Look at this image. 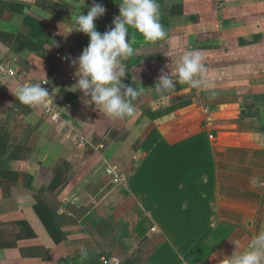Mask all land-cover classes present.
Returning a JSON list of instances; mask_svg holds the SVG:
<instances>
[{"label":"crops","instance_id":"crops-1","mask_svg":"<svg viewBox=\"0 0 264 264\" xmlns=\"http://www.w3.org/2000/svg\"><path fill=\"white\" fill-rule=\"evenodd\" d=\"M120 2L114 0L115 17ZM78 3L86 14L92 0ZM158 3L167 36L148 42L136 33L135 42L142 48L202 55L205 71L198 78L211 106L218 109L205 129L216 166L210 218L212 226H232V233L206 260H191L177 246L169 248L161 227L165 218L156 217L152 206L129 192V179L113 183L107 167L114 158L106 152L110 143L103 149L98 143L82 147L76 141L83 136L80 130L61 133L66 120L45 122L41 114L37 118L40 109L20 103L16 85L0 82V264H76L84 257L82 247L109 260L120 257L123 264H225L235 251L233 242L239 251L264 228V0ZM103 6L105 14L95 21L101 33L99 21L111 12ZM77 11L74 0H0V50L5 58L29 76L48 78L56 92L67 90L66 98L73 91L67 75L78 67L71 59L89 43L88 35L71 31V15ZM174 90L179 92L177 103L166 94L150 101L153 111L164 107L154 104L157 99L168 97L173 104L169 112L157 114L156 125L195 112L196 103L186 99L192 87L178 83ZM71 97V109L57 98L55 106L72 116L80 113L90 126L93 113L75 107L80 94ZM186 125L174 137L160 130L171 144L205 131L196 123ZM146 131L144 140L152 128ZM145 156L143 151L139 161ZM135 161L136 156L123 174L126 178L139 165ZM174 219L168 220L183 218Z\"/></svg>","mask_w":264,"mask_h":264},{"label":"clouds","instance_id":"clouds-1","mask_svg":"<svg viewBox=\"0 0 264 264\" xmlns=\"http://www.w3.org/2000/svg\"><path fill=\"white\" fill-rule=\"evenodd\" d=\"M77 13L71 15L73 27L89 37V43L78 57L71 59L77 65L75 76L78 77L72 86L79 89L85 97L110 117L123 118L131 116L134 111L133 99L142 93V88L126 85L127 71L123 61L135 55V35L139 33L145 41L155 42L167 36L165 27L160 21L158 0H121L119 15L114 17L112 26L103 33L96 28L95 21L102 17L106 8L102 3L92 0L87 13L82 12L78 0H74ZM85 4V3H84ZM199 51H189L180 60L176 70L177 80L172 74L163 73L158 77L154 89L165 93L175 88L176 83H186L193 87L203 83L205 67ZM42 83L21 84L15 90V97L20 103L29 106L47 107L50 98ZM235 251L226 256L225 264H264V228H261L248 242L247 246L237 251L240 245L236 242ZM81 254L87 252L81 248Z\"/></svg>","mask_w":264,"mask_h":264},{"label":"trees","instance_id":"trees-1","mask_svg":"<svg viewBox=\"0 0 264 264\" xmlns=\"http://www.w3.org/2000/svg\"><path fill=\"white\" fill-rule=\"evenodd\" d=\"M100 3L111 9L104 20L99 21L106 31L115 17L114 0H102ZM133 46L137 49L141 44L135 42ZM145 60L153 58L143 56L131 62L138 65ZM142 147L146 152L145 158L126 178L129 179V192L140 195L144 204L152 206L156 217L158 214V217L165 218L161 227L170 240L166 246L172 249V245L177 246L180 253L191 260H206L233 229L226 223L212 226L210 201L214 195L216 166L209 133L205 130L171 144L154 128ZM176 216L184 220L169 222L171 217L176 220ZM76 264L111 263L104 253L87 252Z\"/></svg>","mask_w":264,"mask_h":264},{"label":"rangeland","instance_id":"rangeland-1","mask_svg":"<svg viewBox=\"0 0 264 264\" xmlns=\"http://www.w3.org/2000/svg\"><path fill=\"white\" fill-rule=\"evenodd\" d=\"M104 30V29H103ZM185 54L183 50H179L177 48H159L157 49L156 46H147L145 47L143 45L140 48L135 49V55L132 58L123 61V64L127 71V78L124 80L127 85H130L132 87H140L142 88V93L133 99L134 104V115L132 117L126 116L123 118H116V117H110L106 115L102 110L100 111L98 108H100L99 105H95L94 102L91 101V97H85L83 92H81L79 89L72 91L68 90L67 98H66V92L64 94L60 92H56L54 83L52 82V89L53 93L51 95V99L54 101V98H57L61 101L62 106H66L67 108L71 109L72 100L71 94L76 95L80 94L79 100L76 101L75 107L80 109V112H85L87 114H92L93 118L90 119V123H92V120L94 121L90 126L85 123V118L80 113L74 114V116L70 115V111H60L59 107L55 106L56 111L54 113L51 112H45L44 110L40 109L39 107L33 106L36 110H39V114L37 115V118L42 117L43 115L45 122L52 123V119H60L61 121H64V125L62 126V132H73L75 133L78 130H80L82 135H78L77 140L79 141V145L82 147L85 146L86 148L88 145L95 143H98L96 146H100V148L103 149L104 146H107L106 144L110 145L106 149L107 153H110L114 158H111L110 165L107 167H110L116 174L123 176L124 173L128 172L130 169V161H133V157H138V161H135L134 165L139 163L141 155L143 154V151L145 150L142 147L144 137L148 134H145L146 129L156 128L160 133L161 130L165 131V135L167 137H174L176 136L179 128H185L186 124L196 123L197 126H200L202 130H207L209 125V118H211L212 113H214L215 110H218L217 107L211 106L210 101H208L207 96L204 92V86L203 83L199 86L193 87L189 84L187 86L192 87V91L190 92L191 95L186 98L194 103H196V110L194 113H188L187 115L180 117L174 120H171L167 123L155 124V118L157 117V114L161 115L164 112H169L171 110L173 104H170L168 106H164L162 108H158L156 105L154 107L158 108L153 111L151 100L155 99L163 94L170 95L172 98V103H177L180 99L178 96L179 92L172 89L171 91L165 92L163 94L158 93L155 89V83L158 79V77L163 73L172 74L173 80H177L176 76V70L180 63L181 57ZM152 57L153 60L148 61L145 60L141 64L134 65L131 61H136L141 57ZM64 65V63H62ZM20 73L23 75H27L26 72H24L22 69H20ZM68 72H65L67 74ZM75 78V80L71 79V75ZM69 77V80L67 81L69 84V87L72 88V86L76 83L78 77H76L73 73H69L67 75ZM146 80V82H145ZM1 82V81H0ZM2 83V82H1ZM179 83V82H178ZM176 83V84H178ZM7 84V83H3ZM186 84V83H184ZM8 85V84H7ZM185 86H180V88H183ZM15 90L17 89L16 86H14ZM194 88V89H193ZM57 93V94H56ZM155 97V98H154ZM75 99V98H74ZM65 100V101H64ZM143 103V104H142ZM68 110V109H67ZM144 111H147V113H144ZM156 114H155V113ZM41 114V115H40ZM244 119V117L242 116ZM96 119H98L97 123ZM114 121V122H113ZM83 125H82V123ZM150 123L151 127L148 126ZM112 126L114 129H109V126ZM186 125V126H184ZM99 131L98 137L95 135V132ZM98 133V132H97ZM144 133V134H143ZM108 134V135H107ZM150 134V133H149ZM162 134V133H161ZM165 136V137H166ZM193 136V135H192ZM166 137V138H167ZM74 139V137H71ZM87 138V139H86ZM210 138V134H209ZM83 144V145H82ZM105 164V163H104ZM133 165V163H132ZM125 176V175H124ZM113 183L119 184L121 182H115L112 179ZM105 206V205H104ZM107 207V206H105ZM107 209V208H106ZM102 213L105 211L102 210ZM123 258V256H121ZM115 258H117L115 256ZM118 259L122 262V259L118 257ZM124 259V258H123ZM123 263V262H122ZM67 264H72V262H68Z\"/></svg>","mask_w":264,"mask_h":264},{"label":"built area","instance_id":"built-area-1","mask_svg":"<svg viewBox=\"0 0 264 264\" xmlns=\"http://www.w3.org/2000/svg\"><path fill=\"white\" fill-rule=\"evenodd\" d=\"M72 80H75L73 76H71ZM0 81L2 83H7V84H14L17 86V88L21 84L25 83H37V82H46L42 83L41 86L44 87L48 93L50 98L48 99L47 107H42L38 105H34L36 107H41L40 109L44 110L45 112H51L54 113L56 111L55 109V103L51 99V95L53 93L52 85L51 82L48 78H43V79H36L32 76L29 75H23L20 73V67L12 64L10 61H8L5 58L4 53L0 50ZM108 173H110L112 179L115 182H121L124 183L126 181V176H120L116 174L111 168L108 169ZM111 264H123L118 258H114L110 260Z\"/></svg>","mask_w":264,"mask_h":264},{"label":"water","instance_id":"water-1","mask_svg":"<svg viewBox=\"0 0 264 264\" xmlns=\"http://www.w3.org/2000/svg\"><path fill=\"white\" fill-rule=\"evenodd\" d=\"M154 104H160L159 106H166L170 104V99L168 97L162 98V99H157L154 101ZM167 119V118H165Z\"/></svg>","mask_w":264,"mask_h":264}]
</instances>
